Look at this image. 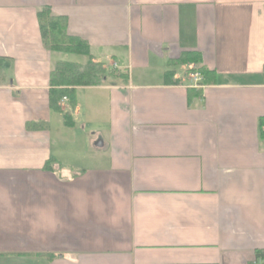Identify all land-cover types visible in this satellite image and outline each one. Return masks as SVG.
<instances>
[{"label":"crops","instance_id":"0c3cea01","mask_svg":"<svg viewBox=\"0 0 264 264\" xmlns=\"http://www.w3.org/2000/svg\"><path fill=\"white\" fill-rule=\"evenodd\" d=\"M43 6L88 57L44 48ZM62 62L112 71L60 100L70 126ZM260 120L264 0H0V264H264Z\"/></svg>","mask_w":264,"mask_h":264},{"label":"trees","instance_id":"16d2710c","mask_svg":"<svg viewBox=\"0 0 264 264\" xmlns=\"http://www.w3.org/2000/svg\"><path fill=\"white\" fill-rule=\"evenodd\" d=\"M36 20L40 31V38L44 48L50 52L89 56L87 44L75 37L67 34V20L65 17L53 16L48 6H43L36 13ZM201 57L197 53H185L175 61L170 62V66H199ZM202 77V85H211L215 83V73L203 67L195 70ZM106 77V70L101 64L89 62L86 67L81 68L77 64L62 62L58 63L50 76L49 106L52 111L62 117L65 126L71 125L69 114L64 113L58 103L61 99L67 98L68 106L72 110L75 107V88L97 86ZM166 83L175 85L178 82L173 80V74L167 72L164 75ZM200 91L187 89L188 99L194 95H199ZM264 120H260L259 129L262 132ZM46 128L45 123H27L28 131H39ZM51 163V162H50Z\"/></svg>","mask_w":264,"mask_h":264},{"label":"rangeland","instance_id":"374dc122","mask_svg":"<svg viewBox=\"0 0 264 264\" xmlns=\"http://www.w3.org/2000/svg\"><path fill=\"white\" fill-rule=\"evenodd\" d=\"M62 57H63V60H66V61H74L75 62V61H79L80 60L79 58L77 59V57H73L71 55H66V54H62ZM110 70H112V68ZM183 70H185V69H182L181 71H183ZM106 73L108 75V74H111L112 71L110 73L107 71ZM192 77H193V75H192Z\"/></svg>","mask_w":264,"mask_h":264},{"label":"built area","instance_id":"2783aa9c","mask_svg":"<svg viewBox=\"0 0 264 264\" xmlns=\"http://www.w3.org/2000/svg\"><path fill=\"white\" fill-rule=\"evenodd\" d=\"M193 83L195 85H197V83L201 82L202 81V77L200 76L199 73H196V74H193ZM63 101H67L66 98H63ZM262 131L264 132V128H262Z\"/></svg>","mask_w":264,"mask_h":264}]
</instances>
